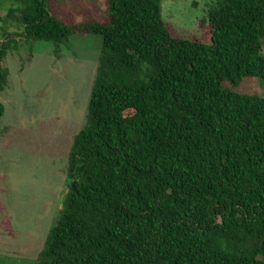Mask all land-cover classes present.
Here are the masks:
<instances>
[{
    "label": "trees",
    "instance_id": "1",
    "mask_svg": "<svg viewBox=\"0 0 264 264\" xmlns=\"http://www.w3.org/2000/svg\"><path fill=\"white\" fill-rule=\"evenodd\" d=\"M49 1L0 18L22 26L0 41V91L11 39L102 43L36 264H264V98L225 86L264 82V0L212 6L209 44L175 36L161 0H109L105 21L82 23Z\"/></svg>",
    "mask_w": 264,
    "mask_h": 264
},
{
    "label": "rangeland",
    "instance_id": "2",
    "mask_svg": "<svg viewBox=\"0 0 264 264\" xmlns=\"http://www.w3.org/2000/svg\"><path fill=\"white\" fill-rule=\"evenodd\" d=\"M220 0H161V16L177 37L210 43L208 10ZM51 13L74 23L103 22L109 0H50ZM18 0H0V18ZM0 20L4 35L21 33ZM7 38V37H6ZM101 37L72 34L55 45L19 37L2 60L8 72L0 91V264H36L67 192L66 167L74 135L86 125ZM264 51V49H263ZM236 93L264 98V82L246 77L225 84Z\"/></svg>",
    "mask_w": 264,
    "mask_h": 264
}]
</instances>
